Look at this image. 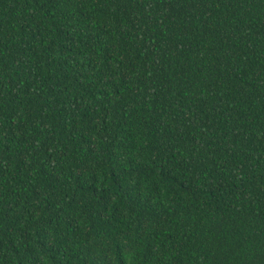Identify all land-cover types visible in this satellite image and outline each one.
Instances as JSON below:
<instances>
[{"label": "trees", "instance_id": "16d2710c", "mask_svg": "<svg viewBox=\"0 0 264 264\" xmlns=\"http://www.w3.org/2000/svg\"><path fill=\"white\" fill-rule=\"evenodd\" d=\"M0 264H264V0H0Z\"/></svg>", "mask_w": 264, "mask_h": 264}]
</instances>
